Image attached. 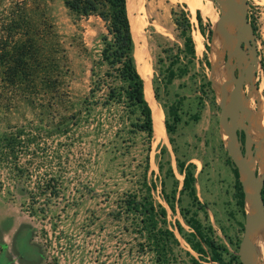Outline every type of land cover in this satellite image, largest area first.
<instances>
[{"label":"rangeland","instance_id":"rangeland-1","mask_svg":"<svg viewBox=\"0 0 264 264\" xmlns=\"http://www.w3.org/2000/svg\"><path fill=\"white\" fill-rule=\"evenodd\" d=\"M211 1L212 15L201 12V8L208 4L207 0H197L196 3L194 0L195 4L186 0L154 1L145 29L149 55L145 59L138 55L136 67L142 69L148 80L147 101L156 106L151 108L152 114L158 111L160 114L155 113L163 116V120L166 116L164 105L179 95L183 96L178 106L181 120L172 134L173 142L167 141L165 133V139L155 144L152 136L147 139L143 131L130 129L120 102L105 99L107 88L102 81H110V77L105 75L107 63L100 55L101 35L106 32L105 20L97 14L79 17L70 12L62 0H24L31 10L43 13L52 22L57 40L64 48L68 68L67 90L72 101L69 113L73 112L75 121L69 123L68 130L62 131L53 127L59 120V109L50 113L42 111L40 106L25 104L6 114L0 109V134L22 128L41 136L29 144L27 153L19 161L27 168V177L11 175V164L0 166V254L3 253L0 264H10L12 257L20 261L39 260L42 264H155L154 251L144 237L140 215L126 208L132 194L139 199L151 180L155 184L150 188L152 201L164 206V225L177 239V243L171 245L170 262L191 264L189 255L199 259L200 256L189 248L185 240L191 229L179 212L180 208H185L187 214L195 212L200 219L203 214L185 191H179L182 173L178 171L176 159L184 164L194 163L195 190L201 199L210 191L203 188L206 178L211 188L213 183L217 185L215 193L209 192L211 195L221 196L224 190H228L220 177H215L219 163L228 165L232 171L231 164L226 162L231 158L222 128L226 119L225 102L217 100L212 80L219 66L224 68L222 72L228 80V91L233 79L240 76L250 62V54L242 38L246 36L245 29L240 27L238 34L241 37L238 39L225 0ZM244 1L257 61L253 75L243 82L240 90L241 117L236 129L242 149L256 157L259 144L252 138L247 113L250 111L254 119L264 124V117L259 114L264 113V0ZM235 4L234 17L237 19L240 0H235ZM196 5L200 8L204 35L199 33L194 17L198 9ZM107 8L106 4L100 7L101 10ZM171 8L178 14H188L191 22L188 32L192 38L199 33L202 46L200 51L194 49V57L187 62L188 72L174 78L164 92L158 67H165L168 57L174 56L182 41L173 22ZM205 42L207 49L203 45ZM166 47L171 49L161 51ZM157 56H162L161 62L156 61ZM178 56L180 62L186 61L182 53ZM92 86L95 87L93 98L88 96ZM155 86L156 98L153 96ZM199 95L202 100L199 118L183 123L182 120L196 109ZM263 132L264 125L259 133V141L264 144ZM248 160L257 170L258 164L249 155ZM158 163L161 165L159 168ZM228 193L226 199H222V208L210 216L213 225L211 235L227 248L226 257L230 253L240 259L245 216L228 201ZM166 200L171 202L173 210ZM174 220L180 223V232L175 229ZM237 220L242 224L239 225ZM186 250L189 254L185 253ZM259 258L264 264V257L259 254Z\"/></svg>","mask_w":264,"mask_h":264},{"label":"trees","instance_id":"trees-1","mask_svg":"<svg viewBox=\"0 0 264 264\" xmlns=\"http://www.w3.org/2000/svg\"><path fill=\"white\" fill-rule=\"evenodd\" d=\"M63 5L75 15L87 16L97 14L105 20L106 32L101 35L102 48L100 55L107 63L105 75L110 77L109 82L102 81L107 88L106 100L120 102L131 130H141L147 139L153 138L152 109L148 103L144 82L136 67L134 60V42L130 22L127 13L126 0H62ZM107 5L106 10H101L102 5ZM173 22L181 37V46L176 47L174 56H169L164 68L158 67L161 74L159 81L162 90L165 92L167 85L174 78L181 77L188 72L187 62L195 55L194 41L188 32L191 24L187 13L178 12L171 8ZM198 9L194 17L198 31L204 35L202 20ZM207 31H210L208 28ZM207 37V36H206ZM208 38V37H207ZM205 49L208 44L205 42ZM170 50L171 47L161 49ZM179 53L186 57L185 62L179 61ZM162 56H157L156 61L161 62ZM208 64V59L205 58ZM68 68L64 48L57 40L56 32L52 22L43 13H35L24 0H0V109L3 114L11 112L20 104L29 107L40 106L42 111H59L58 122L53 126L56 130H68L69 123H74L73 112L69 113L72 106L67 90ZM94 89L89 88L88 96L94 97ZM154 98L157 97L156 86L153 89ZM183 96L179 95L173 102L164 105L166 116L163 119V127L167 135V141L173 142L172 134L176 125L180 122L181 116L178 106ZM96 100H94L95 102ZM105 101V100H104ZM202 106L201 96L196 100V109L189 113L186 119L196 121L199 118V109ZM133 116V118H130ZM3 131L0 134V166L5 167L11 164L10 171L14 176H25L29 173L19 161L27 153L30 143L41 138L39 133H29L25 130ZM148 141V140H147ZM163 148H160L162 151ZM147 158V157H146ZM226 162L231 164V171L234 177L233 190L231 193L237 211L244 215L243 190L238 178V172L230 159ZM147 163V160H146ZM161 167L160 163L157 164ZM178 171L182 173L181 187L179 191H185L190 200L202 211V219L195 212L188 213L185 208H180V215L184 222L190 227L185 240L190 249L196 252L199 259L189 255L191 264H242L234 254H228L227 248L216 242L212 235V227L207 221V212L195 190L193 173L194 163L184 164L182 160L176 159ZM151 180L146 192L136 199L132 194L131 201H127L126 208L137 212L142 221L144 237L148 245L154 251L155 264H172L168 255L171 253L172 243H177L173 231L164 225L166 212L164 206L155 204L152 201L150 188L154 187ZM58 189V186H54ZM164 198H167L162 193ZM173 197V196H171ZM261 199L264 205V176L261 186ZM169 208L173 206L166 200ZM159 223V224H157ZM239 225L241 220H237ZM175 229L180 232L181 225L174 220ZM185 253L189 254L186 250Z\"/></svg>","mask_w":264,"mask_h":264},{"label":"bare ground","instance_id":"bare-ground-1","mask_svg":"<svg viewBox=\"0 0 264 264\" xmlns=\"http://www.w3.org/2000/svg\"><path fill=\"white\" fill-rule=\"evenodd\" d=\"M154 1L155 0H126L127 13H128V18H129V22H130L131 32H132V36H133V42H134V52H133V54H134L135 64L137 63V61H139L138 55L141 56L140 59H145V57L149 55V50L147 49V46H146V44H147L146 40L147 39H146L145 29H146V27H147V25L149 23V18H150V14H151V11H152V8H153ZM159 1H163V0H159ZM168 1L172 2L174 0H168ZM186 1H189L190 4L194 3V0H186ZM196 1L197 0H195V3H196ZM202 1H204V0H202ZM207 2H208V4L203 6L202 8L200 7L201 3L198 2L200 5L199 4H197V5H199V7L201 8L202 14L212 15V13L210 11V8H209V5L211 4L212 1L211 0H207ZM199 7L197 6L198 10L200 9ZM209 18H210V16H209ZM221 18H220V20H222ZM213 21H215V19ZM227 33H229V32H227ZM214 40H215L214 51L216 52V49H218L217 48L218 47V45H217L218 43L216 42L217 41L216 34H215V39ZM193 41H194L195 50L196 51H200L202 44H201V41H200V34L199 33H196L193 36ZM217 52H218V50H217ZM215 57H216V54H215ZM212 65H213V63H212ZM213 66L215 67V65H213ZM137 69H138V71H139V73H140V75H141V77L143 79L145 97L148 100V90H149L148 80H147L146 76L144 75L145 73L142 72V69H140V68H137ZM222 69H224V68H222ZM222 69L219 66V70L216 73V76L214 77V79L212 81H213V85H214V88H215V93H216L217 100L223 103L225 101V95H226L227 89L229 87V84L227 83L228 80L226 81V77H225V74H224L225 72L223 73ZM228 77H229V75H228ZM151 103H153V102H151ZM152 105H154V104H152ZM150 106H151V104H150ZM154 106H151V108H153ZM247 109H248V107H247ZM155 112L158 113V111H155ZM155 112H153L152 118H153V142L156 144V143H159V142L163 141V139H165L164 138L165 137V130H164V127H163V120H162L163 116L160 117ZM249 112L247 113V116L249 117L250 123L254 124V125H256V126H258L260 128V129L255 128V127H253L250 124V128H251L250 130L252 132L251 133L252 134V138H253V140H256L258 142V144H259L258 145L259 154L258 155L256 154V157H255V156H253V153L249 154V151H248V155L251 157V159L255 163L258 164V169L255 170V168L251 165V163L250 162L249 163H250L251 167L253 168V170L257 172V175L260 178L264 174V144L259 141V139H260L259 138V133H260V130L263 128L264 124L261 121H259L257 119H254L251 116V115H253V113L250 114ZM158 114H160V113H158ZM259 114L261 115V117H264L263 116L264 115L263 112H262L263 115L261 113H259ZM248 142L250 143L251 141H248ZM244 185H245V191H244V199H243V208H244V211H245L247 216H252L254 214V198H253V194H252V192H251V190L248 187L246 182H244ZM246 237L248 239L249 249H250V256H249V259L247 260V264H262V263H260L259 254H260V257H264V248H263V244H264V223L263 222H258L256 224L255 228L250 233L248 232L246 234ZM260 239L263 240V244H262V241L260 242Z\"/></svg>","mask_w":264,"mask_h":264},{"label":"water","instance_id":"water-1","mask_svg":"<svg viewBox=\"0 0 264 264\" xmlns=\"http://www.w3.org/2000/svg\"><path fill=\"white\" fill-rule=\"evenodd\" d=\"M225 2L228 8L229 16L232 19V24L236 31V37L238 39L241 37L238 34L240 27H243L246 31V36L242 38L250 54V62L247 65L246 70L240 76L233 79L234 82L232 86L226 92L224 101L226 119L223 117L225 121L223 120L222 124L227 151L230 155L232 163L237 169L242 190L244 182H246L254 198V214L252 216H247L244 211L245 220L243 224V236L241 238L240 261L242 264H247V260L250 256V249L246 234L248 232L250 233L258 222L264 223V205L261 199V186L264 174L259 178L257 172L251 167L248 160V153L241 147V142L238 138L236 128L241 117L240 90L243 82L253 75L256 67L257 54L254 46L252 30L246 21V2L244 0H240L241 8L237 19L234 17L236 7L235 0H225Z\"/></svg>","mask_w":264,"mask_h":264},{"label":"crops","instance_id":"crops-1","mask_svg":"<svg viewBox=\"0 0 264 264\" xmlns=\"http://www.w3.org/2000/svg\"><path fill=\"white\" fill-rule=\"evenodd\" d=\"M214 172V171H212ZM205 175H207V172L205 173ZM215 177H220L221 179V182H223L224 186H226L228 188V190H224V193L223 195H218V196H215L214 195H211L209 192H213L215 193V189L217 188V185H215L214 183L211 185L212 188L209 186V181L207 182V178L205 179L206 181V185L203 184V188L205 189V187H207L210 191L206 194H204L205 196L202 197V199L200 198V196L198 195V198L199 200L204 203V209L206 210L207 212V221L210 223L212 229H213V225H212V220H210V216L215 213L216 209L218 210L222 208V199H226V192H229L228 193V201L231 203V205L234 206V199L232 198L231 196V193H232V190H233V181H234V177H233V174L230 172V168L228 165L224 164L223 162L222 163H219L217 164V171L215 172ZM196 183V177H195V180H194V185ZM206 192V191H205ZM215 196V197H214ZM219 201V202H218ZM221 204V205H220ZM211 206V208H210ZM208 209L210 210V212L208 211ZM236 219H239L237 217V214H234ZM10 261V264H42L41 261L39 260H16L14 259L13 257L9 259Z\"/></svg>","mask_w":264,"mask_h":264},{"label":"flooded vegetation","instance_id":"flooded-vegetation-1","mask_svg":"<svg viewBox=\"0 0 264 264\" xmlns=\"http://www.w3.org/2000/svg\"><path fill=\"white\" fill-rule=\"evenodd\" d=\"M3 253L0 254V257H2Z\"/></svg>","mask_w":264,"mask_h":264}]
</instances>
